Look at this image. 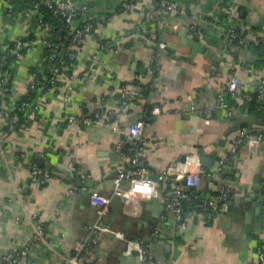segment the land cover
<instances>
[{
	"label": "crops",
	"instance_id": "crops-1",
	"mask_svg": "<svg viewBox=\"0 0 264 264\" xmlns=\"http://www.w3.org/2000/svg\"><path fill=\"white\" fill-rule=\"evenodd\" d=\"M65 1L99 19L75 52L67 46L72 72L53 63L61 35L43 12L0 0V61L15 56L14 89L0 106L7 118L15 108L25 115L17 127L5 120L0 135V254L30 244L40 225L45 239L24 264H62L81 239L94 248L95 264H146L138 250L127 251L137 240L155 264H261L264 203L255 209L253 201L264 192V139L239 120L264 117L261 98L250 105V93L264 86V0H169L172 9L159 0ZM157 10L167 25L155 21ZM157 28L167 46L155 59L144 39ZM238 28L244 45L230 39ZM42 79L50 85L39 87ZM31 90L35 98L18 104ZM138 121L143 134L131 136ZM140 144L145 153L135 165L150 177L204 149L214 162L197 189L206 198L219 186L233 194L218 211L190 212L186 227L162 195L125 200L115 176ZM93 192L111 199L103 221L123 236L95 233Z\"/></svg>",
	"mask_w": 264,
	"mask_h": 264
},
{
	"label": "built area",
	"instance_id": "built-area-1",
	"mask_svg": "<svg viewBox=\"0 0 264 264\" xmlns=\"http://www.w3.org/2000/svg\"><path fill=\"white\" fill-rule=\"evenodd\" d=\"M50 8H53L55 12L62 14L65 17L67 22H73L74 18L78 15L88 14L87 9L83 6L74 5L65 0H46L45 3ZM163 5L168 6V9L175 8L173 2L169 0H165L162 3ZM127 7H130L128 3ZM161 10L156 11L155 21L158 24L167 25V22L161 16ZM93 25L90 23L85 24V26L81 29L76 30L75 34L72 37V41H76L80 36L89 33L92 30ZM229 36L231 40H234L235 37L238 36V32L236 29H232L229 32ZM264 41V39H263ZM241 43H246L247 40L245 37L241 38ZM16 46L12 50L13 53L18 52V48L22 46L21 41H19ZM158 46L160 48H165L167 45L165 42H159ZM7 59V55L1 61ZM0 61V86L3 94L10 93L14 89V85L9 84L7 81V77L2 75L5 74L1 70L2 63ZM239 77L235 76L231 80L229 87L231 90L235 91L239 85ZM257 91L259 92V97L264 101V86L260 82L256 86ZM156 112H159L160 108H154ZM6 112L0 106V135L3 132V124L5 120L16 121L18 120V111L15 108L13 113L8 114V118L6 116ZM86 122H90L91 118L85 119ZM145 127L144 121H138L133 123L130 126L131 136H142L143 130ZM250 130L244 131L248 133L249 136H257L259 139H264V132H257L255 134H251ZM145 153L144 147L142 144L138 145V147L133 150L132 154H126V159L129 164H121L118 167L117 174L115 176V188L116 191L121 192L124 199H129L130 195L138 194L147 197L151 196H159L162 195L165 198L166 206L169 210H171L178 222L182 225V227H186L188 225V218L190 212H185L183 210V202L186 198H189L190 195L187 192V188L196 186L199 184L202 176H204L207 171L204 168L199 155H189L184 160H175L172 161L160 174L150 177L145 175L147 169L141 166H136L138 159ZM39 171H35L34 175L36 176ZM125 181H129L131 186L129 189L123 188V183ZM219 192V195L213 197L209 201V205L212 211H218L220 209L219 200H226L233 194V191L225 188L223 186H219L216 190ZM92 201L98 205V214H99V222L94 226L95 233H103L108 232L115 234L117 236H123L121 232L114 230L109 223L103 221L105 215L108 214L110 209L111 199L108 196H105L99 192L92 193ZM97 238H94L93 242L97 243ZM45 239V230L42 226H37L33 240L30 244L15 248L13 251L0 254V264H20L23 261L29 262L32 257V247L35 244L40 243ZM92 246V245H91ZM89 245L87 239L79 240L75 245L74 253L66 259V261L62 264H95L94 262V248ZM134 249L138 250L139 257L146 264H155V260L148 249V246L141 241H129L128 243V252H132ZM259 258L261 264H264V250L259 249Z\"/></svg>",
	"mask_w": 264,
	"mask_h": 264
},
{
	"label": "trees",
	"instance_id": "trees-1",
	"mask_svg": "<svg viewBox=\"0 0 264 264\" xmlns=\"http://www.w3.org/2000/svg\"><path fill=\"white\" fill-rule=\"evenodd\" d=\"M165 0H159L160 5ZM11 2L16 5L20 9H39L43 12L44 15V21L48 22L50 24V27L55 31V33L61 35L60 39L57 40V50L58 54L54 58L53 63L56 67H62L65 68L66 66L69 67L68 72H72V65L74 57L66 52L67 46L71 45V47H74V50H69V52L74 51L75 48L80 47L81 42L85 37V35L80 36L75 42H71V39L73 35L75 34L76 30L81 29L85 26V24L90 23L93 25L92 30H94L98 25V18H95L94 16H91L88 14H81L74 18L73 22H67L65 20V17L54 11L53 8H50L47 6L46 0H11ZM91 30V31H92ZM164 30L163 28H157V31L154 34H150L148 39H144V43L147 44L148 47H150L155 55V59L157 58L156 55L159 53V46L158 43L161 41V36L163 34ZM238 36L235 37V39L232 41L235 45H244V43H241V38L244 37V32L240 30V28L237 29ZM83 37V38H82ZM82 38V39H81ZM264 45V41H261ZM15 56L13 54H10L5 61L2 62L1 70L5 72L2 77L6 76L7 81L9 84H11L12 80V61ZM63 58V59H61ZM154 59V60H155ZM61 60H64L61 62ZM156 63V62H155ZM64 70V69H63ZM8 74H10V77H8ZM52 72L49 73L48 78L51 77ZM1 79V77H0ZM40 84L38 83L39 87H47L50 85V82L48 79H42L40 80ZM38 90H31L27 95L22 96L21 99L18 101V104H22L24 102H31L35 96L37 95ZM250 105L253 107H258V103L260 101L259 92L257 89L250 93ZM7 96L3 97L2 89L0 86V104L2 103L3 99H5ZM20 106V105H19ZM20 109V108H19ZM18 111V120L13 121L11 124L12 126H20V123H22L25 120L24 113H21L20 110ZM8 124V125H9ZM244 126H248V124H243ZM252 128L254 129L253 132H264V127L262 126H256L252 125ZM187 192L190 195L189 198H186L183 202V210L185 212H193L196 210L200 211H211L209 201L213 197H216L219 195V192H213L212 195H210L208 198H206L204 195H202V192L197 188L189 187L187 188ZM224 200H219V203H222ZM215 213V212H213ZM23 263V262H22ZM21 264V263H20ZM24 264V263H23Z\"/></svg>",
	"mask_w": 264,
	"mask_h": 264
},
{
	"label": "water",
	"instance_id": "water-1",
	"mask_svg": "<svg viewBox=\"0 0 264 264\" xmlns=\"http://www.w3.org/2000/svg\"><path fill=\"white\" fill-rule=\"evenodd\" d=\"M240 122H243V123H250V124H260V125H264V117H255V116H252V115H246V116H242L240 117ZM198 154H199V157L201 159V162L203 164L204 167H210L212 166L214 160L209 157L207 155V153L204 151V149H200L198 150ZM200 184V182H199ZM199 184H197L196 186H193V188H198L199 187ZM254 197V194H252L250 196V200H252V198ZM157 197H154L153 200H156ZM264 203V192H262L260 194V197L258 200H254L253 201V208L256 209L257 205H260ZM167 248L170 250V246L168 245Z\"/></svg>",
	"mask_w": 264,
	"mask_h": 264
}]
</instances>
